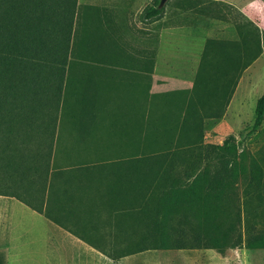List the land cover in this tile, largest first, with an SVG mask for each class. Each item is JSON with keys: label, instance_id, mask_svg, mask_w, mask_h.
<instances>
[{"label": "crops", "instance_id": "0c3cea01", "mask_svg": "<svg viewBox=\"0 0 264 264\" xmlns=\"http://www.w3.org/2000/svg\"><path fill=\"white\" fill-rule=\"evenodd\" d=\"M154 1L79 0L80 43L90 46L87 31H94L97 52L74 58L72 81L95 105L80 107L79 115H65L57 124L49 106H26L28 116L2 122L0 264H97L105 236H136L129 186L104 184L102 169L83 185H72L65 160L71 146H127L151 128L173 123L172 117L183 124L192 100L197 102L194 87L207 42L239 41L237 33L227 38L216 31L227 25L236 30L246 20L261 31L264 22L260 0H169L163 15L147 20L144 11ZM198 16L208 20L206 27ZM199 36L203 46L194 50L191 43ZM230 107L231 102L221 118L209 109L194 112L208 128L226 120ZM79 155L96 158L95 152Z\"/></svg>", "mask_w": 264, "mask_h": 264}, {"label": "trees", "instance_id": "16d2710c", "mask_svg": "<svg viewBox=\"0 0 264 264\" xmlns=\"http://www.w3.org/2000/svg\"><path fill=\"white\" fill-rule=\"evenodd\" d=\"M164 12L157 0L145 18L157 19ZM81 20L79 0H0V175L2 122L28 116L26 106H49L57 124L65 115H79L80 107L95 105L72 81L74 58L97 52L94 31H87L90 46L81 45ZM236 32L239 41L207 42L194 87L197 102L192 100L183 124L172 117L168 126L135 138L125 145L131 148L128 160L100 159L95 145L71 146L65 160L72 185H83L102 169L104 184L129 186L128 214L138 239L133 249L113 258L115 263L152 250H264V164H246L234 136L208 146L194 112L209 109L215 118L223 117L243 73L262 56L264 36L257 26L246 20ZM263 125L264 95L251 133ZM82 152H95L96 158L82 159ZM55 171L61 175L62 168L56 164ZM142 230L148 234H138Z\"/></svg>", "mask_w": 264, "mask_h": 264}, {"label": "rangeland", "instance_id": "374dc122", "mask_svg": "<svg viewBox=\"0 0 264 264\" xmlns=\"http://www.w3.org/2000/svg\"><path fill=\"white\" fill-rule=\"evenodd\" d=\"M203 1L209 2V0ZM260 3L259 10L263 14L264 0H260ZM198 20L200 26H207V19L198 16ZM259 23L262 24L260 32L264 36V22ZM217 33L224 34L227 38H235L237 32L232 25H227L226 28L216 31ZM202 39L203 36H199L196 41H192L191 45L194 50L202 48ZM183 42L186 43V40ZM263 95L264 51L262 56L243 73L231 101L227 119L223 122L214 121L215 123L210 124L208 128H204L205 143L208 146L223 145L228 137L234 136L238 154L245 157L246 164H251L254 160L262 161L264 164V125L256 133H251L256 120L257 103ZM124 147L125 145L118 144L100 145L98 151H105L107 156L112 150L117 151L115 155L108 157L110 159L130 157L131 148ZM239 188L241 192L243 190L242 184L239 185ZM105 238L102 253H98L101 259L97 260V264H264V250H252L246 246L240 249H229L225 254H219L215 250H152L124 257L115 263L113 258L133 249L134 242L138 238L135 236H105ZM218 256L224 258V261H217Z\"/></svg>", "mask_w": 264, "mask_h": 264}, {"label": "water", "instance_id": "95a60500", "mask_svg": "<svg viewBox=\"0 0 264 264\" xmlns=\"http://www.w3.org/2000/svg\"><path fill=\"white\" fill-rule=\"evenodd\" d=\"M168 0H161V7H163L166 3H167Z\"/></svg>", "mask_w": 264, "mask_h": 264}]
</instances>
